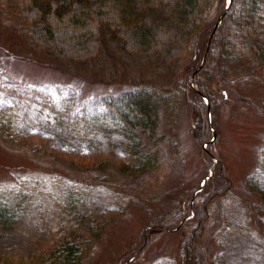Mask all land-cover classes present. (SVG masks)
<instances>
[{
	"label": "rangeland",
	"instance_id": "1",
	"mask_svg": "<svg viewBox=\"0 0 264 264\" xmlns=\"http://www.w3.org/2000/svg\"><path fill=\"white\" fill-rule=\"evenodd\" d=\"M263 15L257 18L261 28ZM43 23L51 24L55 47L91 53L88 28ZM91 23L95 29L97 18ZM158 27L153 45L172 34L173 27ZM30 29L0 3V116L11 117L10 135L0 134V202L10 206L11 224L0 228V264H49L41 254L65 220L79 233L86 223L102 226L100 238L81 237L88 246L86 264H179L193 229L207 264H264V68L253 67L252 82L214 76L208 84L207 75L201 76L215 100L208 116L210 146L201 142L206 128L199 109L183 93L173 117L161 108L153 136L137 129L129 138L120 121L103 117L94 101L140 83L173 86L172 68L160 66L158 55L124 54L106 39L94 60L61 61L34 47ZM211 35L193 37L194 50L177 85L192 82ZM72 105L84 106L81 116L88 125L101 123L102 130L86 133L79 122L62 134L56 121ZM88 140L104 159L94 167L80 158ZM41 143L45 149L31 146ZM136 143L134 152L141 155L133 152L136 157L122 163ZM214 173L223 180L210 179ZM203 210L208 215L201 218Z\"/></svg>",
	"mask_w": 264,
	"mask_h": 264
},
{
	"label": "trees",
	"instance_id": "2",
	"mask_svg": "<svg viewBox=\"0 0 264 264\" xmlns=\"http://www.w3.org/2000/svg\"><path fill=\"white\" fill-rule=\"evenodd\" d=\"M0 3L6 10L16 13L30 25L28 36L34 47L58 60L82 62L94 60L103 51L106 39L110 43H116L124 54L134 57L158 55L160 66L167 65L172 68L173 86L159 87L155 84L140 83L132 88L122 89L104 100L101 97L94 101L95 106L103 110V117L108 115L114 121H120V128L129 138L137 134V129L153 136L159 125L161 108L173 117L179 97L183 93L188 99L189 106L192 109H199L206 128L201 142L208 143L213 137L208 116H213L215 100L213 94L206 92L207 89L202 86L201 76L207 75L208 84L214 76L222 80L238 78L241 82H252L255 80L253 67L256 65L258 69L264 68V26L259 27L257 21L259 14L264 11V0H230L228 7L227 0H0ZM164 10L169 13L164 14ZM221 16L220 22L217 23ZM90 18L91 20L97 18L95 29L92 28ZM43 22H59L60 25L65 23L73 31L88 28L93 38L91 53L83 55L69 52L63 47H55L50 43L55 32L51 24L45 25ZM161 23L169 28L173 27L170 29L171 37L153 45L151 40L155 32L159 31L158 26ZM203 32L207 36L209 33L212 35L208 45L207 39L204 41L202 63L192 72L193 85L191 83L184 87L177 85L181 80L183 66L194 50L193 37ZM229 65L236 67L228 70ZM213 66L219 69L220 74L215 75L213 70L211 72ZM73 107L74 105L62 113L59 111L60 120L56 123L62 134H65L64 131L68 133L71 125L79 122L84 123L86 133L96 135L99 132L97 129L102 130L101 123L93 121L92 125H88L84 113L81 116V113L86 111L84 106L75 110H72ZM0 118V134L9 136L10 114L6 113ZM89 126L91 128H88ZM80 135L84 137L83 134ZM86 135L84 138L88 137ZM138 141L139 138L137 143ZM86 142L90 147L84 153L81 152L80 158L82 156V164L94 167L104 159L99 158L100 155L92 150L93 141ZM212 142L208 145L210 146ZM137 143L130 146L132 149L124 154L122 163L129 164L134 159L132 157H136L135 154L141 155L140 150L134 152ZM31 146L44 148L42 143ZM210 179L218 182L223 180L217 173L212 174ZM216 191L218 194L219 190ZM204 200H207V197ZM8 210L10 206L0 202V228L11 225L8 223ZM198 213L201 218L208 215L204 210ZM182 218L183 215L173 219L172 223H177ZM93 225L86 223L81 230L83 233H79L70 220H65L57 230V237L54 236L56 237L54 241L42 252L43 261L49 264H86L84 254L88 246L81 237L100 238L102 226L97 228L95 224ZM194 231L195 229L192 238L182 247L179 264H207L206 251L199 245L200 234Z\"/></svg>",
	"mask_w": 264,
	"mask_h": 264
}]
</instances>
